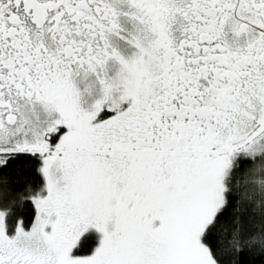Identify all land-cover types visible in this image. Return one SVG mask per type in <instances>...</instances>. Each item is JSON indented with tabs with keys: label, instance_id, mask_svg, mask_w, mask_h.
<instances>
[{
	"label": "snow or ice",
	"instance_id": "snow-or-ice-1",
	"mask_svg": "<svg viewBox=\"0 0 264 264\" xmlns=\"http://www.w3.org/2000/svg\"><path fill=\"white\" fill-rule=\"evenodd\" d=\"M0 264H264V0H0Z\"/></svg>",
	"mask_w": 264,
	"mask_h": 264
},
{
	"label": "trees",
	"instance_id": "trees-1",
	"mask_svg": "<svg viewBox=\"0 0 264 264\" xmlns=\"http://www.w3.org/2000/svg\"><path fill=\"white\" fill-rule=\"evenodd\" d=\"M23 215L27 218L29 216V210L27 208H25L23 210Z\"/></svg>",
	"mask_w": 264,
	"mask_h": 264
}]
</instances>
